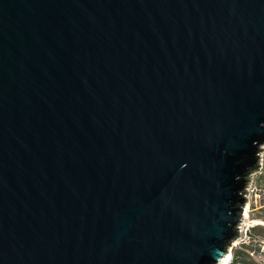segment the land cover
Here are the masks:
<instances>
[{
    "label": "water",
    "instance_id": "water-1",
    "mask_svg": "<svg viewBox=\"0 0 264 264\" xmlns=\"http://www.w3.org/2000/svg\"><path fill=\"white\" fill-rule=\"evenodd\" d=\"M263 146L264 0H0V264H223Z\"/></svg>",
    "mask_w": 264,
    "mask_h": 264
},
{
    "label": "built area",
    "instance_id": "built-area-1",
    "mask_svg": "<svg viewBox=\"0 0 264 264\" xmlns=\"http://www.w3.org/2000/svg\"><path fill=\"white\" fill-rule=\"evenodd\" d=\"M260 166L261 168L259 172L255 174L256 177L264 174V152L261 156ZM247 192L249 193V197L253 196L254 198L253 205L255 207L252 205L254 207V211L257 208V205L259 203L258 201L262 198L263 191L254 183H251ZM249 202H251V199H249ZM250 213L251 210L246 213V209H244L243 220L238 225L239 237L233 241L232 246L233 248L240 249L242 251H245L247 250V248H250L251 250L247 252L248 255L251 256L255 261L264 264V239H261L260 237H255L253 234V229L256 226L264 225V223L259 220L251 219Z\"/></svg>",
    "mask_w": 264,
    "mask_h": 264
},
{
    "label": "trees",
    "instance_id": "trees-1",
    "mask_svg": "<svg viewBox=\"0 0 264 264\" xmlns=\"http://www.w3.org/2000/svg\"><path fill=\"white\" fill-rule=\"evenodd\" d=\"M250 163V164H249ZM257 163V157L252 154L250 156V158L248 159V165L249 166L248 168H250L253 165H256ZM264 175V174H263ZM262 177V176H261ZM257 183H258V186L261 188V190L263 191V194H262V198L260 200V215L256 218H253L254 220H259V221H264V185L262 184L263 183V179L260 178V177H257ZM262 234L264 235V226H256L254 229H253V234L255 237H259L257 234ZM250 257L248 255V253H246L245 251H237L236 254L234 255V258L232 260V262L230 264H253L251 263L250 261Z\"/></svg>",
    "mask_w": 264,
    "mask_h": 264
},
{
    "label": "rangeland",
    "instance_id": "rangeland-1",
    "mask_svg": "<svg viewBox=\"0 0 264 264\" xmlns=\"http://www.w3.org/2000/svg\"><path fill=\"white\" fill-rule=\"evenodd\" d=\"M263 148H264V146H263ZM263 154V153H262ZM262 154H261V156H262ZM258 173V172H257ZM262 176V177H261ZM256 176H255V174L254 175H252L251 176V178H249V183H248V186H247V188H246V191L248 190V188H249V186H250V184L251 183H254L257 187H259L258 186V183H257V177L255 178ZM258 177H260V178H262L263 179V185H264V175H260V176H258ZM255 178V179H254ZM260 188V187H259ZM245 198H246V204H245V207H244V209H246L248 206H249V210H251V213H250V217H251V219H253V218H256V217H258L261 213H260V200L258 201L259 203H258V205H257V208H256V210H254L253 211V208L255 207L253 204H254V198H253V196L252 197H249V193L248 192H246V196H245ZM249 199H251V202H249ZM254 207H253V206ZM261 222H263L264 223V221H261ZM260 226H264V225H260ZM239 235V234H238ZM261 239H264V235H262V234H257ZM239 237V236H238ZM233 246H231V248H229L228 250H229V252H230V254L232 255V260H233V258H234V255L236 254V252L237 251H241L240 249H235V248H233ZM251 249L250 248H247V250H245V252L247 253V252H249ZM251 259H250V261H251V263H253V264H261V263H259V262H257V261H255L251 256H249ZM232 262V261H231Z\"/></svg>",
    "mask_w": 264,
    "mask_h": 264
},
{
    "label": "bare ground",
    "instance_id": "bare-ground-1",
    "mask_svg": "<svg viewBox=\"0 0 264 264\" xmlns=\"http://www.w3.org/2000/svg\"><path fill=\"white\" fill-rule=\"evenodd\" d=\"M249 211H250V210H249V206H248V207L246 208V213H248ZM231 260H232V255L229 254V255L226 257V259H225V261H224L223 264H229Z\"/></svg>",
    "mask_w": 264,
    "mask_h": 264
},
{
    "label": "crops",
    "instance_id": "crops-1",
    "mask_svg": "<svg viewBox=\"0 0 264 264\" xmlns=\"http://www.w3.org/2000/svg\"><path fill=\"white\" fill-rule=\"evenodd\" d=\"M231 261H232V260H231ZM231 261H230V263H231ZM230 263H229V264H230Z\"/></svg>",
    "mask_w": 264,
    "mask_h": 264
}]
</instances>
